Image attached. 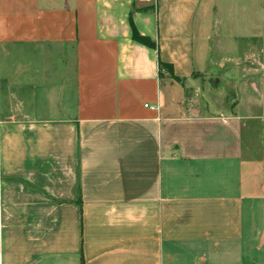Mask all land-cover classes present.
Listing matches in <instances>:
<instances>
[{
    "label": "crops",
    "instance_id": "0c3cea01",
    "mask_svg": "<svg viewBox=\"0 0 264 264\" xmlns=\"http://www.w3.org/2000/svg\"><path fill=\"white\" fill-rule=\"evenodd\" d=\"M226 5L0 0L1 264H264V18Z\"/></svg>",
    "mask_w": 264,
    "mask_h": 264
},
{
    "label": "rangeland",
    "instance_id": "374dc122",
    "mask_svg": "<svg viewBox=\"0 0 264 264\" xmlns=\"http://www.w3.org/2000/svg\"><path fill=\"white\" fill-rule=\"evenodd\" d=\"M222 2L227 3V5L225 6L226 8H225V10L223 12V19L226 20V21H231L230 20L231 18L233 20H236V19H238V20L239 19L245 20L246 18H251V14L253 16L252 18L254 19V21L257 18H264L262 16L261 12H259L260 10L258 11L257 9H252L253 11H251V12L250 11L249 12L248 11L245 12L247 15L246 14L241 15V13L238 10H236V8L239 7L238 5H240V4H245L246 5L247 3H249L247 0H222ZM254 4H256V3H254ZM205 21L206 20H202V23L205 22ZM263 29H264V27H263ZM222 44H223V47H225L227 45L226 42H223ZM190 45H191L192 51H191V59L189 61L192 64H194L197 61H200L201 60L198 57V54H200L202 52L201 48H203L204 46L206 47V51L208 52L210 50L209 54L213 55L214 45L215 44L212 42V40H211V42L206 43V44H202L200 42H191ZM194 53L197 54V57H196V55H194ZM221 55H225L226 56L225 60L222 61V64L225 67L230 66V64H232L230 61H233V60H230L232 54H230L229 47L228 48H223L222 51H221ZM227 57H229V59L226 61ZM212 60L214 61V58H212ZM216 62H217V59H216ZM195 67H197V66H195ZM204 67H206L205 69L212 70V71L215 68V66L213 65V63L210 64L209 61L208 62H205ZM162 72L163 73H167L170 77L173 74V76H175L177 78V81H182L181 77L178 76V75H176L173 70H172L173 73L172 74H169L168 68L165 67V68H163ZM200 73H201V71H199V69H194V74H195L194 76H195V78ZM173 79H175V78H173Z\"/></svg>",
    "mask_w": 264,
    "mask_h": 264
},
{
    "label": "trees",
    "instance_id": "16d2710c",
    "mask_svg": "<svg viewBox=\"0 0 264 264\" xmlns=\"http://www.w3.org/2000/svg\"><path fill=\"white\" fill-rule=\"evenodd\" d=\"M129 24H130V28H131V38L139 43H142L148 47H152L155 48V43L153 41H151L148 37L146 36H142L136 29L135 25L133 24V21L131 19V17H129ZM160 63V61H159ZM161 65H164L166 68H168L169 74H172V66L169 63H162ZM171 77L175 78V80H177V78L175 76H173V74L171 75Z\"/></svg>",
    "mask_w": 264,
    "mask_h": 264
},
{
    "label": "built area",
    "instance_id": "2783aa9c",
    "mask_svg": "<svg viewBox=\"0 0 264 264\" xmlns=\"http://www.w3.org/2000/svg\"><path fill=\"white\" fill-rule=\"evenodd\" d=\"M0 264H1V258H0Z\"/></svg>",
    "mask_w": 264,
    "mask_h": 264
}]
</instances>
